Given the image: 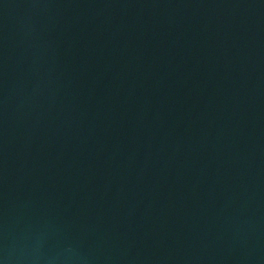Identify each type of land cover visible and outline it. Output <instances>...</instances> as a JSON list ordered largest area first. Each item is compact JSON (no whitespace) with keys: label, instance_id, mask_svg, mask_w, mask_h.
Listing matches in <instances>:
<instances>
[{"label":"water","instance_id":"water-1","mask_svg":"<svg viewBox=\"0 0 264 264\" xmlns=\"http://www.w3.org/2000/svg\"><path fill=\"white\" fill-rule=\"evenodd\" d=\"M0 264H264V0H0Z\"/></svg>","mask_w":264,"mask_h":264}]
</instances>
